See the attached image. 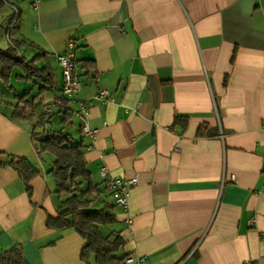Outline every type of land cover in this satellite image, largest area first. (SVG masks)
Segmentation results:
<instances>
[{"label": "crops", "instance_id": "0c3cea01", "mask_svg": "<svg viewBox=\"0 0 264 264\" xmlns=\"http://www.w3.org/2000/svg\"><path fill=\"white\" fill-rule=\"evenodd\" d=\"M35 1L7 0L0 11L6 34L19 8L11 33L45 50L55 73L41 95L17 70L12 88L0 81V158L27 157L40 171L30 196L12 167H0V253L20 247L29 264H86L76 230L47 226L66 197L51 188L54 156L38 149L52 125L84 145L131 264H264V0ZM70 41L82 87L62 125L57 55ZM102 88L112 102L95 99ZM41 98L26 117H12L17 104ZM47 111L55 115L37 126ZM85 124L99 130L95 138ZM103 166L138 177L128 209L110 197Z\"/></svg>", "mask_w": 264, "mask_h": 264}, {"label": "trees", "instance_id": "16d2710c", "mask_svg": "<svg viewBox=\"0 0 264 264\" xmlns=\"http://www.w3.org/2000/svg\"><path fill=\"white\" fill-rule=\"evenodd\" d=\"M6 3L7 0H0V11ZM12 21L13 18L11 17L6 35L16 26L15 24L11 28ZM23 43H25L23 40L10 39V45L7 48L0 47V81L9 86L13 72L18 68L20 73L16 75V78L38 85V93L44 94L48 89H53L55 86V73L47 61L48 53L31 42V45L38 52L34 57L28 59L21 52ZM42 60H45L46 64L39 66L38 62ZM84 66L86 68L94 67V63L84 62ZM27 95L28 92L26 91L17 97L20 100L26 99ZM55 99V103L59 107L57 113L61 114L60 123L65 125L70 119L69 99L64 96H56ZM43 101L44 98H41L37 103L25 100L23 106L20 103L17 104L12 117L14 119L26 117L28 109L38 107ZM54 115L49 111L45 112L40 116V121L36 125L46 126ZM46 117L47 120L45 121ZM42 121H44L43 124ZM71 140L70 134L64 133L63 129L54 130L52 125L51 128L45 130L44 136L38 140L40 152H48L55 158L53 168L50 170L55 182L54 192L60 198L66 196L61 201L58 214L48 215L47 226L56 230H76L86 240L81 250V259L86 264H90L92 259L97 264H127L126 259L129 256L119 254L125 244L121 233L116 230L106 233L103 229V226L116 221L115 214L111 212L112 205L103 202L100 207L92 206L93 201L99 199L102 192L98 185L93 183L92 174L87 168L83 155L84 145L81 142L72 143ZM1 155L2 152L0 151ZM8 166L18 173L26 185L28 194L32 196L31 181L40 175L36 165L27 157L12 156L5 161L0 158V167ZM86 183L85 189L80 187L82 184L86 186ZM86 195L93 198H87ZM0 264L29 263L25 258L23 249L14 247L0 253Z\"/></svg>", "mask_w": 264, "mask_h": 264}, {"label": "built area", "instance_id": "2783aa9c", "mask_svg": "<svg viewBox=\"0 0 264 264\" xmlns=\"http://www.w3.org/2000/svg\"><path fill=\"white\" fill-rule=\"evenodd\" d=\"M35 7L38 6V0L34 3ZM13 21L11 28L17 23L20 16V10L18 7L13 6ZM10 33H8L9 36ZM75 44L73 41L68 43V49L57 55L58 61L63 70V85L61 93L64 97L68 99H73L78 94L80 88L82 87V81L78 75L79 61L76 57ZM103 103L112 102L114 99L108 89L102 88L95 97ZM82 117H87L89 113V106L86 103H81V108L79 111ZM83 133L87 136L95 138L98 134V129L90 128L87 124L83 126ZM102 176L105 179L107 191L110 197L115 201L116 204L122 206L124 209H128L129 199L132 190L138 185V177H121L119 175L111 174L107 166L101 168ZM253 221V220H252ZM144 258H141L137 264H141ZM127 264L135 262L132 256L126 259Z\"/></svg>", "mask_w": 264, "mask_h": 264}, {"label": "rangeland", "instance_id": "374dc122", "mask_svg": "<svg viewBox=\"0 0 264 264\" xmlns=\"http://www.w3.org/2000/svg\"><path fill=\"white\" fill-rule=\"evenodd\" d=\"M11 32H10V34L8 36V35L4 34V32H2V30L0 29V47L7 48L10 45V39H15L16 38V35L17 34L14 33V32L13 33H11ZM20 38H21V36H20ZM24 42L25 43L22 44L21 49H22L25 57H27L28 59H31L32 57H34L36 55V54L34 55V53L37 51V49H35V48L33 49L34 46L31 45V42H29V40H26L25 39ZM23 45H25V46H23ZM16 70H17V72H20V69L17 68ZM17 88L20 90L21 89V85L19 84L17 86ZM22 92H23V90L21 89V93ZM49 181L51 182V188H52V190H55V183H54L53 176L50 175ZM80 187L85 189L87 187V183H86V186L84 184H82ZM86 197L87 198H93V197H90L89 195H86ZM101 205L102 204L99 201V199H95L93 201V204H92L93 207H100ZM113 223H115V222H113ZM113 223L108 224L106 226H103V229H104V231L106 233H108V232H110L111 230L114 229V226H113L114 224Z\"/></svg>", "mask_w": 264, "mask_h": 264}]
</instances>
